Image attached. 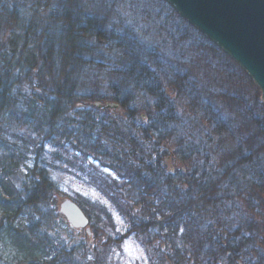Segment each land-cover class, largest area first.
Here are the masks:
<instances>
[{
  "label": "trees",
  "instance_id": "trees-1",
  "mask_svg": "<svg viewBox=\"0 0 264 264\" xmlns=\"http://www.w3.org/2000/svg\"><path fill=\"white\" fill-rule=\"evenodd\" d=\"M143 2L157 11L153 45L143 22L125 26L115 7L124 0H0V264H100L110 245L92 247L87 233L81 247L54 244V225L74 233L47 160L57 150L102 173L129 234L146 238L157 264H264L259 90L165 1ZM186 59L201 79L177 64ZM10 128L30 145L3 142ZM169 145L187 174L167 168Z\"/></svg>",
  "mask_w": 264,
  "mask_h": 264
},
{
  "label": "rangeland",
  "instance_id": "rangeland-1",
  "mask_svg": "<svg viewBox=\"0 0 264 264\" xmlns=\"http://www.w3.org/2000/svg\"><path fill=\"white\" fill-rule=\"evenodd\" d=\"M51 1H53L54 4L56 0H51ZM133 3L135 4L134 5L135 7L139 6L138 7L139 11H142L144 9L145 11L150 12V14L152 15L151 19L142 17L140 13L135 14V11L132 10ZM146 3H144L143 0H124L123 7H121L122 5H120L119 3H116L115 7L120 14H121V9L123 10L121 18L123 22H125L126 27L134 26V29L138 30V25L140 24V22L141 23L143 22L146 26V30H148L147 32L148 34L145 35V39L151 43L150 45H153V43L157 41L156 37H154L153 34H154L155 26L158 23V19H157L158 16H156L157 11L156 10L152 11L148 3L147 4ZM25 4L27 9L29 5H31L30 2H26ZM51 6L52 4H50L49 9ZM41 9L42 10L40 12V17L43 19L47 18V16L50 13L49 9L48 10L47 9L45 10L44 8ZM92 11H93L92 9L89 10L90 13ZM142 28H140V30ZM169 49L171 50L170 46ZM176 59L179 61L180 58H176ZM178 63L181 64L182 67L187 68L190 71V73H192L191 75L194 77V79L196 80L201 79L202 73L200 72L199 67L198 70H193L191 64L187 63V59L186 61H180L177 62V64ZM257 89L259 90L258 87ZM259 93L261 95L260 90ZM179 102L181 105H184L182 101ZM260 113L261 112L259 111V114ZM143 118L144 119L146 118L145 115H143ZM236 126L237 127L239 126L241 128V123H239L238 125L236 124ZM204 127L206 128V130H208L207 128L210 129V127L206 124ZM26 134H27L26 132L23 133L19 132L15 128L6 129L4 130L2 136L3 142L6 141L12 144H17L18 147H21L25 142H28V145H30L29 141L31 142V140L29 139L28 141L23 140V138H26L24 137L26 136ZM239 134L240 136L237 138V143L241 142V130L239 131ZM29 136L30 133L27 135V138ZM202 139H203V135H202ZM211 139H212V144L211 146H209V148L214 149V146L212 145L218 143L219 138L212 134ZM234 149L235 146L232 144L228 149L226 148L224 150H226L227 152L229 151L232 152L234 151ZM56 152L60 155V157H62L59 159L60 161L55 160L53 154ZM56 152H53L50 156H48L47 160L51 163L52 174L54 179L58 183L60 190L64 193V196L60 197L58 200L59 209H60V204L63 202L64 199L66 198L75 199L77 202L83 205V207L86 209V211L89 214L88 219L90 221L89 228L91 229V233L93 231V227H96V230L99 233L98 237L97 235H95L96 237L95 236L93 237V233L91 234V236L87 234L92 247L98 245L99 243L106 242L107 238L110 239L111 241L108 247L104 248L102 252H98L101 253L100 264H157L158 261L157 254L153 250L151 244L148 245V242L145 243V241H147L146 238L141 239L136 235L129 234L130 233L129 224L126 221V218L122 215V213L118 209L117 204L114 203V201L111 199L113 194L111 190L108 188V186H106V184L102 182L101 180V177L103 176L102 173L94 169L90 164L83 162L80 159L77 160L75 158L76 155H73L72 152L69 151L64 152L63 150L61 151L57 150ZM211 155L214 158L215 162L219 164L220 155L218 154L216 155L211 154ZM3 156H4V148L0 146L1 163ZM166 158L167 160H169V163H167V168L170 167V169L174 171L176 174H178L179 171H183L184 173L187 174L188 167L181 162L178 163L174 159L175 158L174 147H172L171 145L167 146ZM231 164H234L233 161ZM240 170H238L239 172L237 176L240 178L241 181ZM106 173L111 174V172H106ZM233 207H237V209L238 208L241 209V201H237ZM234 214L238 216L237 213L234 212ZM54 226H56V228L59 230L57 233L61 234V236L58 235L53 236V238L55 239L54 244H58L57 242H61L68 247L71 246L81 247L82 241L84 240L85 234L87 233L85 229L76 230L72 228L74 230V233L71 232L68 233V227L62 225L61 226L54 225ZM107 235H109V237H107ZM69 241L71 242L68 243ZM179 242L180 241H178V243ZM178 243L175 244L177 249L180 248V245ZM91 259L94 260V257L92 256Z\"/></svg>",
  "mask_w": 264,
  "mask_h": 264
},
{
  "label": "water",
  "instance_id": "water-1",
  "mask_svg": "<svg viewBox=\"0 0 264 264\" xmlns=\"http://www.w3.org/2000/svg\"><path fill=\"white\" fill-rule=\"evenodd\" d=\"M176 13L221 49L253 81L264 103V0H164ZM99 109L120 110L116 103H96ZM60 213L71 228L85 229L89 219L70 199Z\"/></svg>",
  "mask_w": 264,
  "mask_h": 264
},
{
  "label": "flooded vegetation",
  "instance_id": "flooded-vegetation-1",
  "mask_svg": "<svg viewBox=\"0 0 264 264\" xmlns=\"http://www.w3.org/2000/svg\"><path fill=\"white\" fill-rule=\"evenodd\" d=\"M167 161V163H169V160H166Z\"/></svg>",
  "mask_w": 264,
  "mask_h": 264
}]
</instances>
